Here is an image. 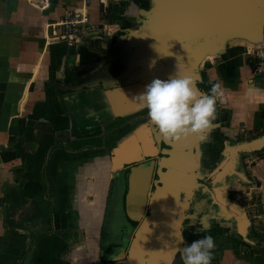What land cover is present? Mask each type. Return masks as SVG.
<instances>
[{
  "label": "water",
  "instance_id": "water-1",
  "mask_svg": "<svg viewBox=\"0 0 264 264\" xmlns=\"http://www.w3.org/2000/svg\"><path fill=\"white\" fill-rule=\"evenodd\" d=\"M122 16L124 27L106 40L120 33L117 44L110 49L120 45L121 53L125 48L130 49L127 64L112 61L109 70L115 72L119 68L121 71L110 78L109 83L105 81V70L102 76L95 77L93 83L87 81L67 87L75 92L82 87H98L107 97L115 117L139 110L142 105L136 97L153 79L167 80L177 75L187 77L199 94L196 81L205 79L202 66L206 59L221 57L226 61L231 53V42L242 43L243 49L264 46V0H142L140 4L133 0L122 10ZM107 56L111 58L110 54ZM140 80H145L146 85ZM133 130L113 133L109 144L101 150L80 151L55 161L54 174L70 197L69 209L61 220L66 225L65 232L57 239V245L66 248L64 255L70 253L79 240L74 230L78 226L85 229L87 248L93 250L91 245L98 238L107 185L113 173L125 164L154 156L157 152L162 153L159 160L164 170L158 169L160 183L148 200V213L134 232L124 264H172L179 253L177 247H184L178 238L183 236L185 211L200 185L196 175L199 156L194 152L198 137L189 135L179 142L165 140L170 147L160 149L159 139L156 138V146L152 139L151 133L156 130L150 123V127H146L147 146L141 148L139 132L145 130L142 127ZM263 146L264 134L233 141V144H227L224 161L213 171L218 175L221 167L220 175L225 171L234 172L238 152H250ZM229 163L232 166L226 170ZM90 194L95 195V199L79 198ZM128 202L126 215L139 219L144 207L131 206Z\"/></svg>",
  "mask_w": 264,
  "mask_h": 264
},
{
  "label": "crops",
  "instance_id": "crops-1",
  "mask_svg": "<svg viewBox=\"0 0 264 264\" xmlns=\"http://www.w3.org/2000/svg\"><path fill=\"white\" fill-rule=\"evenodd\" d=\"M130 1L89 0L84 5L81 0H0V264H61L58 257L66 248L57 245V239L65 232L61 220L70 197L58 183L54 164L59 157L77 152L55 149L46 161L53 136L44 130L70 123L77 135L87 136L100 130L102 120L112 115V107L98 87L87 90V102L82 92L68 88L77 84L80 76L75 70L82 62L93 66L89 51L81 54L82 49H96L124 27L122 10ZM107 6H111L108 17L103 13ZM76 11L87 12L90 23L102 29L80 33V39L86 35L80 42L76 37H52L50 23ZM226 61V70L233 61L234 67L237 62L241 66L237 55ZM245 63L250 71L248 81L258 85L264 73H255L247 60ZM243 70L237 69L238 74ZM259 86L263 89L264 83ZM112 136H105L104 148ZM45 193L53 203L51 224L62 232H41L30 238L38 223L32 217L31 204ZM241 264H264V249L244 257Z\"/></svg>",
  "mask_w": 264,
  "mask_h": 264
},
{
  "label": "flooded vegetation",
  "instance_id": "flooded-vegetation-1",
  "mask_svg": "<svg viewBox=\"0 0 264 264\" xmlns=\"http://www.w3.org/2000/svg\"><path fill=\"white\" fill-rule=\"evenodd\" d=\"M101 29L102 28H100V30ZM119 36L120 33L112 36L108 41L106 39L102 40L101 43L96 45V49H86L82 45L80 46L84 48L82 49L81 54L85 53L84 50H86V52L89 51L88 54L92 57L93 66L90 67L84 62L79 65L77 70H75V74L80 76L76 85H82L87 81L91 83L95 82V77L99 75L102 76V73L105 70L107 72L106 78L108 79L105 78V81L109 83L110 78H114L115 74L121 71L119 68L115 69V72H113L114 70L112 69L109 70L112 61L120 60V62H123V64L126 65L130 56V49L125 48L122 53L120 52L119 49L122 45L110 49V47L117 44ZM80 37L81 36H77L74 40L77 41L79 39V42L82 39L86 40V35L82 37V39H80ZM125 41L126 37L124 38V42ZM115 51H118V53H115ZM108 54H110L112 60L111 58H108ZM124 69L125 68H122V70ZM91 75L94 76H92L91 79L88 78ZM141 76H143V74H141ZM140 82L142 85H146L145 80H140ZM207 82L206 79L196 81V86L201 93L208 94ZM88 89L89 88L82 87L80 90H77V92L80 91L83 93L81 97L84 98V102L88 101V97H86ZM150 123L152 122L148 117L147 108L142 106L139 110L129 114L118 117L111 115L108 119L102 120L100 130H97V132L93 131L87 136L82 134L81 136L77 135L73 131L70 123L68 126L55 130L45 128L44 132L50 133L53 136L52 143L49 146L46 156V161L51 152L55 149H62L68 152H78L88 149L104 148L106 141L105 136L111 135V133L114 132L117 133L124 129L132 131L133 129H137V127H142V129L145 130V134L139 132V138H141V148L146 147V127H150ZM152 126L156 130V132L151 133L152 139L155 141V146L157 145L156 138H158V147L160 149L169 148L170 146L164 143L166 139L159 133L157 127L153 123ZM262 134H264V131L254 137ZM218 135V123H212L211 128L196 135L198 137L196 146L197 151L196 148H194V152H198L199 156L198 160H196L198 164L196 175L200 185L195 189L194 199L185 211L187 218L184 220L183 226V244L184 246L190 245L193 241L207 235H211L215 243H217L216 240L218 237L220 238L222 235L233 236L234 241L239 239L246 247V254L241 253L240 256V259L244 260V257L260 254L264 249V227H262L264 224H260V222H264V193L258 195L260 197L253 196L252 194L247 195L248 193H246L247 199L243 198V194L246 192L243 189L244 187L264 192V187L262 185V182L264 183V178H261L260 180L259 176H251L246 171V167L249 168L250 166V169H253L256 163H254V161H256L255 158L250 155L248 156L247 154L250 152L259 153L261 150L264 152V146L250 152H238L234 160V172L227 173L225 171L220 175V171H222L220 167L217 175V172H214L213 170L224 161L223 159L225 157L227 144H233L232 140L217 138ZM217 139L218 141H216ZM213 143H215L216 146L211 147L210 145ZM161 156L162 153L157 152L154 156L144 157L142 160L125 164L118 172L113 173L107 185L105 206L102 221L99 225L98 238L91 245L94 247L93 250L90 251L87 248L89 243L85 238V229L78 226L74 230L78 233L79 240L74 248L71 249L70 253L64 255V252H62V256L58 258V261H60L61 264H124L134 232L142 221L143 216L148 213V200L154 191L155 186L160 183L158 169L161 167V170H164V167L160 165L159 157ZM211 156H213V160H211ZM257 157H262L259 158L258 163L261 162L264 164V155ZM238 172L243 175H239ZM44 183L46 186L48 185L46 181ZM45 195L48 196L47 193H45ZM95 197V195L93 196L91 194L86 196L85 200L88 201L92 198L95 199ZM130 200L131 202H128ZM243 200L248 201L243 202ZM127 202L131 206L141 205L144 207L142 211L143 215H141L139 219L129 218L126 215L125 208ZM109 206L119 213L122 217L121 220L124 221H122V225L118 227L120 228V239L106 243L103 239V233L107 226V212L111 209ZM239 217L246 219L247 221L243 233L241 232L242 229L240 226H238ZM34 230L35 229L31 230L30 238L34 233ZM46 232H48V230ZM61 232L62 231L59 227L55 228L53 225L51 226L50 233L59 235ZM234 247H231L233 249L232 252H235V249L237 248L236 246ZM60 251H63V249L61 248ZM219 254H221V252H219ZM238 254H240V252H238L233 259H228L226 264H234L233 260ZM221 258H224V256H221ZM172 264H183L179 253L175 255ZM211 264L220 263L211 262Z\"/></svg>",
  "mask_w": 264,
  "mask_h": 264
},
{
  "label": "rangeland",
  "instance_id": "rangeland-1",
  "mask_svg": "<svg viewBox=\"0 0 264 264\" xmlns=\"http://www.w3.org/2000/svg\"><path fill=\"white\" fill-rule=\"evenodd\" d=\"M102 2V1H101ZM106 5V1L105 4ZM107 5H110L107 4ZM108 7V6H107ZM111 7V6H110ZM105 13V9L103 10ZM92 24V23H91ZM94 25V24H92ZM102 28V27H101ZM100 27L94 25L93 31H99ZM243 44L240 42H231V53L230 56L237 55V59L241 61V68L243 67L246 71L243 74H238L237 69L240 65L239 64L236 68L234 67V61L232 62L233 65L227 68V61L222 59L221 57H211L206 59L204 65L202 66V73L205 76L207 82V93L211 94V88L213 85H218L217 92L215 94V107H216V118L212 123L219 124V135L217 138L228 139L232 141H241V140H248L255 135H258L264 131V86L263 89L259 86L260 84L263 85L264 80H258V85L250 84L251 81H248V77H250V71L247 70V64L245 60H250L249 57L245 53V49H243ZM251 61V60H250ZM248 62V61H247ZM209 65V66H208ZM205 69V70H204ZM254 69V65H253ZM254 71V70H253ZM255 72V71H254ZM256 73V72H255ZM242 77V78H241ZM256 79V77H253ZM259 79V77H257ZM262 78V77H261ZM264 79V78H262ZM263 90V91H262ZM261 93V94H259ZM263 93V96H262ZM218 141V139L216 140ZM214 142V141H213ZM211 147L216 146L215 143L210 145ZM251 157H254L256 161H254L255 165L253 169L246 167V171L251 176L257 175L261 178H264V164L259 162V158L257 156L264 155V152L261 150L259 153L250 152L247 154ZM213 160L214 158H212ZM250 157V158H251ZM248 164V163H247ZM252 178V177H251ZM264 187V183L262 182ZM246 192L243 194V198L247 199V195L252 194L253 196L262 195V191L253 190L250 188H243ZM264 189V188H263ZM252 192V193H250ZM246 193H248L246 195ZM260 197V196H258ZM248 200H243L246 202ZM107 212V226L103 233V239L105 242H110L112 240H119L120 233L118 227L122 225L121 220L122 217L117 213L112 207ZM264 219V215H263ZM264 224V222H260V224ZM261 224V225H262ZM264 227V226H262ZM187 229V228H186ZM264 229V228H263ZM217 231V229H216ZM229 236V235H228ZM221 236L216 240L215 249L213 250V259L212 262H218L220 264H226L228 259H233L238 252V256L233 260L234 264H241L242 259H240L241 253L246 254V247L244 243H241L239 239L234 241L233 236ZM239 240V241H238ZM236 246L235 252H232V248ZM235 248V247H234ZM221 252V254H219ZM233 254H231V253ZM224 256V258H221ZM220 257V258H219Z\"/></svg>",
  "mask_w": 264,
  "mask_h": 264
},
{
  "label": "clouds",
  "instance_id": "clouds-1",
  "mask_svg": "<svg viewBox=\"0 0 264 264\" xmlns=\"http://www.w3.org/2000/svg\"><path fill=\"white\" fill-rule=\"evenodd\" d=\"M192 83L190 78L178 75L167 80L157 78L136 97L166 140L179 142L189 135H199L211 128L216 118L215 94L219 86L213 85L211 94H198ZM178 239L184 243L183 236ZM214 249L215 241L207 235L176 250L183 264H211Z\"/></svg>",
  "mask_w": 264,
  "mask_h": 264
},
{
  "label": "built area",
  "instance_id": "built-area-1",
  "mask_svg": "<svg viewBox=\"0 0 264 264\" xmlns=\"http://www.w3.org/2000/svg\"><path fill=\"white\" fill-rule=\"evenodd\" d=\"M81 1L85 5L89 0ZM50 28L52 37L74 38L82 32H92L94 25L90 23L87 12L76 11L60 18L57 22L50 23ZM245 53L253 63L254 71L256 73H264V46L245 48Z\"/></svg>",
  "mask_w": 264,
  "mask_h": 264
},
{
  "label": "trees",
  "instance_id": "trees-1",
  "mask_svg": "<svg viewBox=\"0 0 264 264\" xmlns=\"http://www.w3.org/2000/svg\"><path fill=\"white\" fill-rule=\"evenodd\" d=\"M111 7H105V13L104 16H110ZM250 66L253 67V63L250 60H247ZM209 66V65H208ZM52 200H50L46 195L43 198L34 199L32 201V207L31 211L33 213V218L36 219L37 226L34 230V233L32 235L36 236L37 234L41 232H48L51 231V222H52V215H51V209H52Z\"/></svg>",
  "mask_w": 264,
  "mask_h": 264
},
{
  "label": "bare ground",
  "instance_id": "bare-ground-1",
  "mask_svg": "<svg viewBox=\"0 0 264 264\" xmlns=\"http://www.w3.org/2000/svg\"><path fill=\"white\" fill-rule=\"evenodd\" d=\"M232 166V163H229L226 167V170H228L230 167ZM239 222H238V226H240V228L242 229V233H243V230L246 228V225H247V222H245L243 218L239 217L238 218Z\"/></svg>",
  "mask_w": 264,
  "mask_h": 264
}]
</instances>
